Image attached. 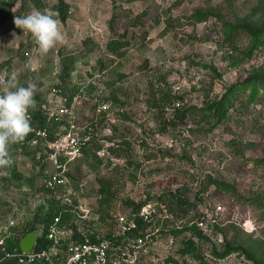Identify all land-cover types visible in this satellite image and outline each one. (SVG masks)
Returning a JSON list of instances; mask_svg holds the SVG:
<instances>
[{"label":"rangeland","instance_id":"rangeland-1","mask_svg":"<svg viewBox=\"0 0 264 264\" xmlns=\"http://www.w3.org/2000/svg\"><path fill=\"white\" fill-rule=\"evenodd\" d=\"M65 2L66 39L43 57L14 18L55 11L57 0H41L39 8L4 4L0 73L15 75L19 86L35 83L34 106L45 101L46 84H60L67 103L78 97L82 122L98 103L111 107L99 115L98 138L70 167L77 193L70 203L40 188L36 162L9 146L19 177L2 181L10 169L0 168V225L35 230L46 211L64 206L89 211L88 227L105 234L117 213L132 214L131 205L141 202L154 211L139 232L145 243L132 248L130 240V261L264 264V38L242 31L225 38L227 25L261 29L264 0ZM107 44L119 48L112 53ZM253 75L260 79L240 85ZM228 89L224 117L207 119L202 109ZM100 189L109 199L103 206ZM170 194L188 204L169 206Z\"/></svg>","mask_w":264,"mask_h":264},{"label":"built area","instance_id":"built-area-1","mask_svg":"<svg viewBox=\"0 0 264 264\" xmlns=\"http://www.w3.org/2000/svg\"><path fill=\"white\" fill-rule=\"evenodd\" d=\"M4 79L6 77L0 73V81ZM59 85L54 82L42 88L46 90L43 97L45 101L33 107L40 112L42 123L35 118L31 107L29 116L32 131L22 142L10 146L17 145L13 150L19 154L23 147L35 150V159L37 163L40 162L35 167V182L52 196H61L65 202L70 203L72 197H77L69 175L70 167L98 138L99 115L107 114L111 104L98 103L96 113L89 121H79V115L74 109L78 97H71L67 103ZM82 92L83 89H80ZM97 154L103 156V150ZM78 186L81 190L85 185L79 183ZM151 207V204L145 203L132 214L117 213L113 228L105 234L88 227L92 222L88 218L89 211L69 208L67 212L76 218L63 222L62 213L59 212L50 222L37 225L34 233L45 244L41 243V247L36 249V239L34 250L29 254L20 252L18 247L11 250L7 248L5 241L15 239L11 229L16 225L10 221L7 226L0 225V264L5 261L12 264H137L136 256L130 261L135 253L134 250L130 253V232L137 229L138 220L143 224L151 222L154 211ZM147 238V235L136 237L131 247H141Z\"/></svg>","mask_w":264,"mask_h":264},{"label":"clouds","instance_id":"clouds-1","mask_svg":"<svg viewBox=\"0 0 264 264\" xmlns=\"http://www.w3.org/2000/svg\"><path fill=\"white\" fill-rule=\"evenodd\" d=\"M58 15L51 9H33L14 18L15 26L30 35L41 57L66 39ZM31 66V61L26 62V68ZM0 87V168H5L12 163L9 146L22 142L32 131L29 109L35 105L37 85L19 86L15 75H11L0 81Z\"/></svg>","mask_w":264,"mask_h":264},{"label":"trees","instance_id":"trees-1","mask_svg":"<svg viewBox=\"0 0 264 264\" xmlns=\"http://www.w3.org/2000/svg\"><path fill=\"white\" fill-rule=\"evenodd\" d=\"M16 0H0V10L2 8H4V4L7 2L9 5H11L13 2H15ZM24 3H30L34 8H39L41 6V0H20ZM55 12H58V17L57 19H59V21L61 23H64L66 21V18H67V14H68V6H67V3L65 2V0H57V3H56V7H55ZM237 31H242V32H246V34L249 35V37H251L252 40H255V41H259L258 39H261L262 37L264 38V24L262 26V28H253L251 27L250 25H247V24H234V25H227V28L225 29V38L227 40H231V38L233 37V34ZM119 48V46L117 44H113V45H109L107 44V49L112 52V53H115L116 50ZM66 69V68H65ZM2 68L0 67V72H1ZM71 71L67 69V72L69 74V72ZM65 72V73H67ZM65 79L66 77H64V75H60V78L61 80L62 79ZM260 79V76L259 75H253L251 77H248V79H245L241 84H244V83H247V82H250L252 80H259ZM61 86V85H59ZM232 89H228L227 91V95L226 97H224L223 100H217V101H214L210 104H206L205 107L202 109V112H204V114H206V117L207 119L208 118H213V119H216L217 121H220L224 115L226 114V112L224 111L223 109V104H224V100H226L227 96H229L231 93H232ZM70 99V98H69ZM40 105V104H39ZM38 106V105H37ZM32 109V112L35 116L36 119H39V123L41 124L42 121H41V114L40 112H37L36 110H34L33 108ZM94 143V142H93ZM92 144V143H91ZM90 144V145H91ZM17 145H13L11 148H16ZM85 151V150H84ZM83 151V153H84ZM35 150H30V149H27V147H23L22 150H21V154L23 156H25L26 158H28L31 162H36L35 164H40L37 163L36 159H35ZM8 168L10 169L9 170V176L8 177H3L1 178L2 181H12V180H15V179H18V172H17V168H16V165H13V164H10V166H8ZM99 206H103L107 203H109V199L108 197H104V198H101V195L103 193H106V192H103L102 189L99 190ZM107 194V193H106ZM170 197H171V200L168 201V204L169 206H177V207H181L183 205H187V201L186 200H183V199H179V198H176L178 197V195H175V194H170ZM176 199V202L174 201ZM158 201L161 200V198H157ZM1 204V203H0ZM145 203H137V204H134V205H131V209L133 212H137L138 209L144 205ZM69 211V208L68 207H54V208H50L48 211H46L41 219L39 220V223L41 224H46L48 222H50L55 216L56 214H58L59 212L62 213V221L63 222H68L71 218H72V214L67 212ZM106 216H101L100 217V220L102 222L105 221V218ZM34 220L38 221V217L35 215L34 217ZM34 226V225H33ZM31 226L29 227L27 225V227H25V229H23L22 231H14L15 233V239H7L5 242H6V246L8 249H13L15 247H18V243L19 241L29 232H34V227ZM141 228H142V222L141 221H137V229L136 230H133L130 232V240H134L136 237H139L141 236V234H139V232L141 231ZM14 230V228L11 229V231ZM41 243L42 245L45 244V242L42 240L41 242V239L38 238L37 239V245H36V249L40 248L41 247ZM2 264H12L11 262L9 261H5L3 262Z\"/></svg>","mask_w":264,"mask_h":264},{"label":"water","instance_id":"water-1","mask_svg":"<svg viewBox=\"0 0 264 264\" xmlns=\"http://www.w3.org/2000/svg\"><path fill=\"white\" fill-rule=\"evenodd\" d=\"M36 235L34 232L27 233L18 243V249L24 254H29L34 250L36 243Z\"/></svg>","mask_w":264,"mask_h":264}]
</instances>
